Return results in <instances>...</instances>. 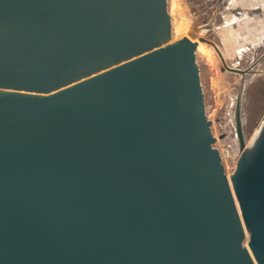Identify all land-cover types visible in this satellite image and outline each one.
Listing matches in <instances>:
<instances>
[{"label": "water", "instance_id": "obj_1", "mask_svg": "<svg viewBox=\"0 0 264 264\" xmlns=\"http://www.w3.org/2000/svg\"><path fill=\"white\" fill-rule=\"evenodd\" d=\"M172 26L166 0H0V264H264L252 66ZM195 40L241 76L230 183Z\"/></svg>", "mask_w": 264, "mask_h": 264}, {"label": "rangeland", "instance_id": "obj_2", "mask_svg": "<svg viewBox=\"0 0 264 264\" xmlns=\"http://www.w3.org/2000/svg\"><path fill=\"white\" fill-rule=\"evenodd\" d=\"M166 3L173 25V39L185 36L191 38L197 35L208 38L214 41L221 50L223 49L227 58L224 54L223 57L229 66L241 69L244 67L247 54L253 52L252 72L245 76L242 102L244 136L246 143L250 144L264 120V40L255 43L254 39L264 29V22H257L258 29L256 23L252 21L244 23V33L247 34L245 39L248 38L245 43L249 49L243 50L239 55L234 52L232 44L230 46L225 42L223 33L219 34L215 25L209 24L212 13L209 2L206 0H166ZM196 62L199 68V83L203 94L205 117L211 122L210 130L215 139L213 147L219 152L224 174L228 178L234 170L238 156L233 110L241 76L224 69L214 50L205 44L196 50ZM246 242L247 237L244 238L243 245L246 246Z\"/></svg>", "mask_w": 264, "mask_h": 264}, {"label": "crops", "instance_id": "obj_3", "mask_svg": "<svg viewBox=\"0 0 264 264\" xmlns=\"http://www.w3.org/2000/svg\"><path fill=\"white\" fill-rule=\"evenodd\" d=\"M206 2L210 3L212 9L209 24L215 25L219 34L223 33V39L230 46L231 44L234 46V52L241 55L243 50L249 49L245 43L248 38L245 39L247 34L244 33V23L252 21V23H256L258 29L257 22H264V0H206ZM213 21L217 23L214 24ZM254 39L255 43L264 40V29ZM221 51L224 54L223 49ZM246 57L243 68H246L247 64L253 66L251 62L253 61V52L248 53Z\"/></svg>", "mask_w": 264, "mask_h": 264}, {"label": "bare ground", "instance_id": "obj_4", "mask_svg": "<svg viewBox=\"0 0 264 264\" xmlns=\"http://www.w3.org/2000/svg\"><path fill=\"white\" fill-rule=\"evenodd\" d=\"M172 40H178V39H173L172 38ZM195 41H197V40H195ZM202 42H199V41H197V47H196V50H197V48H198V46L199 47H201L202 46V44H204V43H202ZM204 46V45H203ZM220 49V48H219ZM221 50V49H220ZM219 58V57H218ZM222 64V63H221ZM223 66V65H222ZM224 68V67H223ZM225 69V68H224ZM238 157V156H237ZM228 181H229V177H228ZM229 183H230V181H229ZM231 186V185H230ZM236 202V201H235ZM244 228V227H243ZM244 233L246 234V231H245V229H244ZM247 235V234H246ZM245 247H247V246H245ZM248 249V248H247ZM248 251H249V249H248ZM249 253H250V251H249Z\"/></svg>", "mask_w": 264, "mask_h": 264}, {"label": "flooded vegetation", "instance_id": "obj_5", "mask_svg": "<svg viewBox=\"0 0 264 264\" xmlns=\"http://www.w3.org/2000/svg\"><path fill=\"white\" fill-rule=\"evenodd\" d=\"M185 37H188V36H185ZM198 48H199V46H198ZM198 48H197V49H198ZM222 54H223V53H222ZM224 59H225V57H224Z\"/></svg>", "mask_w": 264, "mask_h": 264}]
</instances>
